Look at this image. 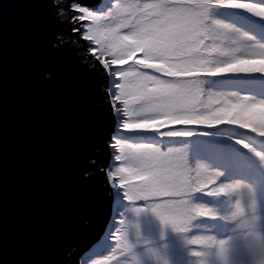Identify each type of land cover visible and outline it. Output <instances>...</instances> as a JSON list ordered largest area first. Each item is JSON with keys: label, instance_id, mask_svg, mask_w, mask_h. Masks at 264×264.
<instances>
[{"label": "snow or ice", "instance_id": "obj_1", "mask_svg": "<svg viewBox=\"0 0 264 264\" xmlns=\"http://www.w3.org/2000/svg\"><path fill=\"white\" fill-rule=\"evenodd\" d=\"M56 7L64 31L53 47L69 45L100 73L99 106L110 97L115 122L95 150L112 159L90 160L112 198L92 255L115 248L129 264H264V0Z\"/></svg>", "mask_w": 264, "mask_h": 264}, {"label": "water", "instance_id": "obj_2", "mask_svg": "<svg viewBox=\"0 0 264 264\" xmlns=\"http://www.w3.org/2000/svg\"><path fill=\"white\" fill-rule=\"evenodd\" d=\"M64 2L0 0V264H79L110 212L90 160L110 161L113 114L100 73L53 47Z\"/></svg>", "mask_w": 264, "mask_h": 264}, {"label": "trees", "instance_id": "obj_3", "mask_svg": "<svg viewBox=\"0 0 264 264\" xmlns=\"http://www.w3.org/2000/svg\"><path fill=\"white\" fill-rule=\"evenodd\" d=\"M87 2H89V3H95V0H90V1H87ZM112 2L114 3L115 2V0H112ZM122 2H124V3H128V2H130V0H122ZM114 15H116V13L114 12ZM241 19L242 20H244L245 18H243V17H241ZM255 19V18H254ZM115 22H120V19H118L117 21H115ZM123 31H127L126 29H124ZM125 68H127L128 66L127 65H125L124 66ZM146 71H151V70H146ZM157 75H159V74H157ZM103 83H105V81L104 80H102V82H101V84H103ZM100 84V85H101ZM105 101L107 102V104H108V106L110 107V102H109V100L106 98L105 99ZM177 127H183V126H177ZM220 128L223 130V131H225V132H227V131H229L230 129H233V128H235V126H229V125H221L220 126ZM166 130V129H165ZM205 130H207V131H212V129H205ZM238 131V133H247V130H245V129H238L237 130ZM112 133V132H111ZM248 135H250V136H255V134H251V133H248ZM248 139H251V137H247ZM165 140H167L168 138H164ZM175 139V144H176V146H179V144H180V142L182 141V140H184V139H193V138H174ZM260 139H264V138H257V140H260ZM169 146H172V145H169ZM105 151L108 153V150L107 149H105ZM242 152L244 151V150H241ZM190 155V154H189ZM100 162H103L105 165H106V160H100ZM190 163L194 166L195 165V163H197L196 161H191L190 160ZM104 165V166H105ZM221 179H223V178H221ZM220 181H217V184L219 183ZM216 185H210V187H215ZM197 195H200V194H197ZM205 200H212L213 198L212 197H205L204 198ZM137 203H139V204H143V201H137ZM110 204L112 205V198H111V202H110ZM107 225H106V222H104L103 223V225H101L99 228H98V230L97 231H95V233H94V235L93 236H95V237H92V238H96L97 236H99L98 237V240H96L97 242L99 241V239L104 235V233H105V227H106ZM129 230H131V229H129ZM196 234H213V233H208V232H197V230H195V229H193V231L192 232H190L188 235L189 236H192V235H196ZM96 242V243H97ZM194 250H199L198 249V246H196V245H192L191 246ZM90 255H92V252H90ZM99 257H101V258H104L105 257V255H103V252L99 255ZM97 259H99L98 257H96V258H94L93 260H97ZM192 259H196V258H192ZM69 262H70V264H77V261H75V260H73V259H70L69 260Z\"/></svg>", "mask_w": 264, "mask_h": 264}, {"label": "rangeland", "instance_id": "obj_4", "mask_svg": "<svg viewBox=\"0 0 264 264\" xmlns=\"http://www.w3.org/2000/svg\"><path fill=\"white\" fill-rule=\"evenodd\" d=\"M109 99L111 100L110 97H109ZM117 106H119V105H117ZM114 124H115V122H114ZM111 159H112V156L110 155V160ZM125 203H127V201H125ZM234 203H235V199H233V201H232L233 206H234ZM139 205H141V204L136 202V204H133L131 207L135 208L136 206H139ZM128 216H129V219H134V213L132 211H129ZM111 219H112V208L110 205V212H109L108 219L106 221L107 226H108L109 221ZM128 223H129V221L125 220V224H128ZM230 223H232V222H230ZM107 226L104 229H106ZM244 231H246V229ZM218 238H226V236L221 235ZM96 242H97L96 240L93 241L84 251H82L80 253L79 264H84L85 260L88 261V264H94V262H99V261H107V264H129L131 257L129 255H121L120 251L118 249H115V248H113L112 251H110V252L109 251L103 252V255H105L104 258L99 257V255H97V256L90 255V252H91L90 249L93 248V246L96 244ZM89 257H91V259H89ZM96 257H98L99 259L93 260Z\"/></svg>", "mask_w": 264, "mask_h": 264}]
</instances>
